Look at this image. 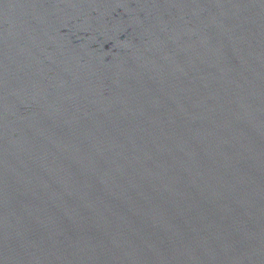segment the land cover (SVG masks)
<instances>
[{"label":"water","instance_id":"obj_1","mask_svg":"<svg viewBox=\"0 0 264 264\" xmlns=\"http://www.w3.org/2000/svg\"><path fill=\"white\" fill-rule=\"evenodd\" d=\"M0 264H264V0H0Z\"/></svg>","mask_w":264,"mask_h":264}]
</instances>
